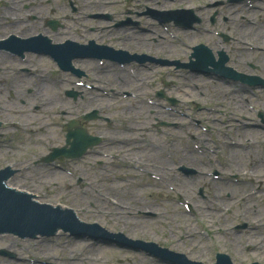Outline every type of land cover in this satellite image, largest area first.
Masks as SVG:
<instances>
[{"label":"rangeland","instance_id":"obj_1","mask_svg":"<svg viewBox=\"0 0 264 264\" xmlns=\"http://www.w3.org/2000/svg\"><path fill=\"white\" fill-rule=\"evenodd\" d=\"M17 1L21 2L20 8L14 12L15 18L17 20L14 21L10 18L0 15V20L2 19V21H0V26H4L3 28H0V39L6 38L8 35L5 33L6 35L1 36L5 31L19 32V29L16 27L18 25L17 22L23 20L22 16L27 20L32 17L28 16V14H30V10L32 9L31 4L35 1ZM143 1L146 2V0H113L111 3L104 6V13L100 14L110 15L112 17L110 21H107L97 18H90L89 16L98 15V11L90 9L88 4H84V11L75 0H42V2L38 4V12L40 13L41 19L39 20V23L41 27L36 26L32 22H25L21 25V27L23 29H31V27L36 28L32 29V32H42L46 27L47 31H49L52 36L58 35L63 39L70 37L71 39L87 43L89 40L95 38L94 41L96 43H109L116 49H124L127 51H144L159 58L180 60L185 62L188 61V56L191 52V49L189 50L188 46L192 47L196 44L202 43L211 49L218 50V48H215L212 43H207L205 40L199 38L195 30L179 31L174 26H172L171 23L165 26H159L156 21L153 22L150 19L140 16H138V22L140 21L139 25L143 26L145 22V28L148 27L153 31L152 35L146 33L148 37H151L149 38L148 43L144 44L143 46L134 42L127 43L125 46L121 45L120 41L115 38L116 33H114V31L110 33L113 28H107L106 25L112 26L118 21L124 20V14H127L125 8L135 10L139 13H143L147 9H151L154 0H152L150 4H146L148 8L142 5ZM158 1H160L161 4H170L166 10L175 7H183L184 9H187L185 8L187 4L190 7L200 2H207L205 6L199 7L204 9L206 15L212 14V11L217 9L214 7H209L212 6V4L217 0H173L172 4L168 0ZM178 1L181 2L180 5H175V3ZM5 4V0H0V14L5 8ZM70 4H72V6L77 9L75 13L72 11V6ZM261 7L264 10V4L261 5ZM230 8L231 11H235L237 9L241 10L239 16L243 18L242 15L245 14L246 9H244L241 5L230 6ZM50 9H52V12H50ZM134 13L135 12L133 11L130 13L132 18L136 17ZM261 15L264 18V14L262 13ZM62 17H65L66 19H62ZM256 18L259 21L257 16ZM256 18L253 19L255 24ZM50 19L58 20V22L62 23V27L55 31L52 30L50 25L46 22ZM6 21L7 24H4ZM100 23L104 24L100 25ZM203 25H205V23ZM196 26L199 25L197 24ZM133 27H137V25H134ZM91 28L94 30L91 31ZM262 29L263 31L261 33V40L264 41V26H262ZM251 34L256 36V28ZM158 35L164 36L165 39L158 40L153 38L157 37ZM173 35L174 38L171 37ZM244 41L247 45L253 47V50H248L240 54V51L235 49V47H240V45H232L231 50L229 51L231 61L226 65L232 66V68L238 72L248 75H255L264 80V45H257L256 47V42L247 39L246 37H244ZM172 44L177 45L173 46ZM254 44L255 46H252ZM160 48H162L163 51H161ZM168 50L171 51V55L167 54ZM1 55L4 57L0 59V64H3L5 61V65L12 62L11 59H9L6 55ZM258 56H260L259 59H257ZM77 61L78 60L73 61V67L76 66L75 68H78L89 75V78L83 77V79L80 80L85 81L86 84L89 83L90 86H94L93 89H90L87 86H77L75 83L78 80L72 74L64 73L62 79L67 80L68 84L71 83V86H68V84L65 82L56 85L61 87L55 88L53 94L54 101L52 102L54 105L53 108L49 110V107L45 108L42 105H40V107L37 106V109L32 107L35 104L40 103L35 102L30 97V92H27L26 90V87L32 85L31 81H22L14 84L20 85L22 87L25 82L28 83V85H24L18 93L13 92L14 94L10 91L9 86H0V168L12 165L20 170L14 178V184L18 186L26 185L35 187L37 191L33 192V194L37 195L36 198L39 201L48 202L53 205L62 204L67 207L74 208L75 211L78 212L80 220L86 223H97L109 232H120L131 239L151 241L157 245L159 244V246L163 245L172 251L183 253L190 260L193 259L201 261L205 264H211L215 261V255L220 252L227 254L233 264H248L253 261L264 264V258L261 251H256L254 248L245 247L247 238H252L253 236H258L260 240L264 238V236L260 235L262 234V231H264V213L261 216H253L249 211L243 209L242 202H239L238 199L227 201L228 199L226 198H224L225 202L223 203V206L226 207L230 204L231 209L228 212L219 210V212L216 213L210 212V216H206L205 210H203L206 204H211L209 197L212 196V188L225 185L229 194L234 197L237 196L242 189L240 183L242 181H231L227 184L226 182L219 180L212 181L211 176L203 177L204 180L201 181V183H198L193 190L189 191L188 200L190 201L192 207L190 210H187L180 203H177V199L173 198L172 194L164 189L162 190L159 186V183L154 185L153 180L141 171L135 172L134 176L131 178H125V181L123 182L117 180L116 171L119 168L115 166L116 158L113 159L110 157L111 155L107 156V154H109L108 152H110L112 149H115L117 145L112 143V140L109 138L100 144L101 148L99 147V155L97 154V156H94L93 152H90L82 158L74 159V162H80L77 165L72 164L71 159L58 158L55 161L56 164L66 169L64 174L65 177H68L69 179H60L56 174L55 180L50 179V183L47 185H41L39 176L40 174H48L49 167L38 168V165L42 164L36 159L49 153V147L51 143L57 146L63 145L65 143L64 135L66 132H64L62 129L54 130V126H51L49 132L45 133V136L43 137V135L34 134L31 131H24L23 128L19 126H17V128L15 126L11 127L9 124L13 117L15 121H17L19 117H22L21 123L26 124L29 128L36 129L38 127L37 123H40L41 119L49 117L50 121L56 125L54 120H58V118H54L53 113L61 111L58 110L59 107L57 106H63L62 108L64 110H70L69 107H72L71 111L74 113V117H78L84 112L92 110L96 106L104 105L105 101H102L103 98L100 96V94L104 95V93L109 92L111 88H114L116 91H136V97L134 98H122L112 94L115 97V100L113 101H116L117 104L111 107L110 103L112 101H108L106 106L107 109L103 110L108 114V116H111L115 119L114 125L120 123L118 122V117L120 114L119 105H123L132 109H136L134 108V106H136L139 108L138 115L140 117H145L147 116L146 110H143V107H145L146 104L145 101L147 102L148 98H151L156 102L159 101V99L155 97L154 93L155 91L162 90L166 87H164V83H160L161 80L164 79L167 80V83H169V85H167L168 87L172 88L173 86L171 90H168V95H176L173 91L176 89L174 88L176 86L186 90L184 94L187 95V98H182V101L181 98H178L181 111L186 112L190 117H195L200 121L199 126L194 125L193 123L197 129V134L205 133L207 135L206 138L210 137L214 140V143H207V146L211 149H213V147L216 148L214 151L207 150L203 141H200L199 139L193 140V142L198 145L199 149L193 153L194 158L199 161L198 163L204 161L200 163L204 169H208L210 172H212L213 169H211V167L214 166L218 172H220V169L222 172V169L225 168L224 161L222 160L224 147L217 139V135L220 133L215 131V128L219 127L220 124L213 123V119L222 120L224 124H228V120L231 119L232 121L237 119L240 122H247L249 119L251 121H256V119H258L259 112H262V110L264 111V89L238 91V86H226L225 89L227 90L228 94L222 97L220 95V91H218L220 88H223L222 85H219L217 89L211 84L212 82L215 83L214 79H208L207 77H201L195 74L194 77H197L196 82L203 85V88L200 87L202 94H198L195 88H193V90L191 89L192 84H190V81H187L186 79L189 76V74H187L189 73L188 70L182 69L178 72H175L173 71V67L160 66H158L156 69L152 68L151 70H145L140 69L134 64L128 66V71L130 74L126 76V80H124L125 82L122 83L116 79L115 83L113 82L115 80L111 76V73L107 72H105L104 75H107L108 78H101L99 80L93 78V76L96 74L100 76L103 74V71L100 72V66L97 65V61L89 60L88 64H85L83 67H80ZM29 63L41 71L52 68L50 70V77L47 80L49 87L53 86L51 81L53 77H55L58 73L63 74L62 72L56 73L55 66L46 68L44 66L46 62H44L43 59L38 61L36 57H32L30 58ZM107 65H110L109 62H105L104 64L106 70L111 71L114 69L113 67L108 69L106 67ZM151 66L155 67L156 65ZM95 68H97L99 71H95ZM139 69L141 76L143 77L137 76ZM120 70L122 69L115 68L113 72ZM143 79L149 85L148 90H143ZM216 82L221 84L219 81ZM183 84L184 87H182ZM110 85H112V87H110ZM121 85L123 87L119 88ZM64 87L72 90H81L83 93V99L77 98V100H73L70 98L69 100L62 93ZM41 88L44 89L45 85H43ZM100 88L104 92L96 90H100ZM192 91L194 94H192ZM237 97L241 99V101H239ZM89 100L93 102V105H90ZM247 100L249 101L248 103ZM138 102H141V105L137 104ZM160 103L166 106L164 102ZM1 108H4L5 111L1 110ZM202 109H208L210 111H198ZM236 109H242V111L238 112ZM61 118L65 117L60 116L59 120H61ZM44 121L46 122L47 119ZM82 123H85L86 125L83 126H86V128L88 127V129L91 130L93 134H96L99 137L100 134L109 135L110 129L112 128L111 126H108L101 129L98 127L100 126L99 124H94L92 121ZM230 123L234 124V122ZM211 125L215 126L212 128ZM204 128H206V132L204 131ZM158 129H161V127ZM181 129H183L181 133V146H186L185 153H187V149H193L190 139L188 136H186L189 128L185 126ZM211 129L212 131H210ZM232 129L233 128L229 130ZM259 131H261L259 134L263 136L259 140L264 142V133L262 130ZM117 132L118 131L116 129H113L114 134ZM38 136L42 138V141L38 142ZM128 136H130L129 142L136 140V136ZM150 137L161 139L160 136L155 132H149L148 138ZM107 138L103 137V140ZM43 141L46 142L48 146L46 144L44 146L47 147L43 146ZM253 146L256 147L257 153L264 152V148L262 146L258 147V149L256 144ZM32 151L34 153H32ZM104 154L106 156H104ZM33 162H37L38 165L35 166ZM215 163H219L223 167L217 168L219 165ZM239 164L241 166L244 165L242 163ZM76 169L80 170L79 174L81 176L77 175L78 172ZM175 173L178 175L176 171ZM220 175L224 178L222 174ZM114 182L118 187L119 196L127 194L130 191L136 192L138 199L149 202L158 209L156 211L160 213V218L158 220H152V212L136 211L133 216L134 218L131 219V221H134L136 219L135 217L144 218L145 221L143 222L141 228H133L130 223H126L120 221L118 218L115 219V217H112L111 210L114 206L106 204L105 200L101 196L99 201L93 192V188L96 187L102 191L107 189L110 195V200L115 202L116 199H118V195L115 193V191H113ZM243 182L244 185L249 184L247 181ZM138 184L143 185V187L137 188ZM203 184L204 194L207 196L206 198H200L198 192V188ZM253 185H256V187L258 186V189L260 190V197L257 198L255 202L250 204V208L256 209L257 212L262 210L264 212V178L263 181H261V183L258 185L256 184V181L253 182ZM84 190L86 191L87 195L84 194ZM42 193L44 198L38 196V194ZM114 193L117 195V197L113 196ZM253 211L254 210H252V212ZM183 219L185 220L182 222ZM253 220H256V225L252 223ZM243 221L247 224L248 228L245 230L235 229L236 224H240ZM181 226L186 227V231L188 232L187 234L183 232ZM188 235H191L192 237L189 238L187 237ZM52 239L53 241L48 244V248L46 247V243L43 245V247H38L39 245H36V240L23 241L12 236H8V239L3 238L0 240V264H34L36 259L43 257H47L46 260H44L45 262H54L55 264H161L157 259L149 257L146 253H122L118 250L120 247H118V245L115 243H110L104 240H94L87 237L73 238L68 236L67 233H64L62 230H60L57 236ZM89 242H95L94 246L92 247L93 249L89 247ZM253 242H255V240H253ZM8 251L14 256L4 257ZM41 253H44V256H41ZM17 256L21 259L23 257L24 260L17 262ZM72 256H74V259H71ZM126 256L129 259H126Z\"/></svg>","mask_w":264,"mask_h":264},{"label":"bare ground","instance_id":"obj_2","mask_svg":"<svg viewBox=\"0 0 264 264\" xmlns=\"http://www.w3.org/2000/svg\"><path fill=\"white\" fill-rule=\"evenodd\" d=\"M83 4H88L90 6V9H94L97 11L104 10V6L111 3L113 0H82ZM6 6L1 12V16L10 18L11 20H17L15 18L14 12L17 11L20 8L21 2L17 0H5ZM166 4L162 3L160 1H153V7L160 6L164 7ZM243 28H246V30L239 31L240 36L247 37L254 40L255 44H261L260 41V35L258 28H256V36L251 34L253 31H255V27L252 26H244ZM32 29H35L34 27H31V29H28L26 32L23 33L24 36L29 35L32 33ZM140 27L138 28H126L125 30L119 31L118 36H121V42L123 43V46L128 42H134L138 45H142L147 41V36L143 33L139 32ZM261 34V33H260ZM239 37V38H241ZM62 41V40H61ZM252 45V46H255ZM79 65L86 64L84 61L79 60ZM147 67V66H145ZM125 72V68L121 70V73ZM117 74H113V77H115ZM190 77V81L194 84V87L199 93L202 91L200 90V87H202V84H199L198 82L195 83L197 80L196 77L192 78ZM95 78V77H94ZM203 88V87H202ZM184 89H181L180 92H183ZM237 100V99H236ZM113 104V103H111ZM158 108L160 105L157 106ZM46 108V107H45ZM12 111V109L10 108ZM16 110V109H15ZM168 115H160L158 113L147 115L145 117H140L137 113H135L131 108H125L121 107L120 114H119V120L121 123H124V127L118 130L117 135L113 134L112 137L117 140H122L121 136L118 135H133L136 136V144L135 145H128L123 148H115L112 149V153H116L118 156V163L121 168H136L143 170L145 173L149 174L153 179L155 180H161L164 184L165 179V173L168 172L167 177V183L164 184L166 189L170 193L177 194V202H185L188 209L190 210V204L188 201H186V198H188L189 191L187 190L190 186V183L187 180L181 179L178 176H176L173 172L175 169V166L178 164H182L185 167L188 168H194L195 175H205L209 176V170L202 169L199 167L198 162L193 156V153L196 152V149L189 150L187 149V153H185L177 139L169 140L167 142L163 141L161 143H156L153 141V138H147L146 133L148 132L147 129L144 127L143 123L147 120H158L159 121H166V122H177L179 124H182L183 121L176 116L177 113L174 111L167 112ZM22 117H19L17 119L18 122H15L14 117L12 118L11 122L9 123L11 127H14L15 125H20ZM27 119V118H26ZM44 119H41L40 123L38 124V127L36 129L30 128V130L34 134H40L45 136V133H48L50 130V127L52 126L51 123L44 122ZM235 123H239L238 121H234ZM23 126H26V124L21 123ZM73 123H71L72 125ZM248 124V122L242 123L241 129H237L235 131V134L237 135L236 138L231 137L230 138V144L232 147L226 149L225 158L227 162L228 169L231 171H234L235 174H242L243 176H246L249 178V181L253 182L256 178L264 174V158L260 156H256V165L254 163L249 164L247 167H239L236 164H234L235 160H238L241 158V153L237 151V148L242 147L243 142L254 144L256 143V140L259 137H263L262 135L255 132L253 128H247L245 125ZM71 127H75L76 131H80L82 134H84V131L81 129L80 124L77 122L76 124L72 125ZM221 130H223V134L226 136L227 131H225V127L220 126ZM234 128H238V125H234ZM28 130V129H24ZM165 134H177L176 131H160V135ZM191 139L195 138V134L193 132H188ZM205 134L201 135V137H205ZM104 137V136H103ZM117 140H114L112 142H117ZM46 143V142H44ZM207 149L208 147L205 146ZM93 152V151H92ZM94 152H99V147H95ZM251 158L255 157L253 154H249ZM80 163V162H78ZM78 163L72 161V164L77 165ZM64 167L58 166V165H52L49 168L48 174H40L39 181L44 184L50 183V179L55 180V175L57 174L58 178L60 179H69L68 177H65L64 174ZM78 173H80L79 169H76ZM59 174V175H58ZM239 175V174H238ZM106 179V178H105ZM8 185H11L12 187L19 189L21 191H26L33 193L36 190L35 187L30 186H18L15 185L11 180L8 181ZM143 187V185L138 184L137 188ZM247 189H252L251 185L246 186ZM94 189V194L100 201V196L103 197L105 200V203L108 205L114 206L111 210L112 217H115V219H119L120 221L130 223L133 228H141L143 225V222L145 221L144 218L135 217L136 219L134 221H131L133 219L135 212H152V220H158L160 218V213H158L156 210L157 208L154 207L153 204L149 202L142 201L141 199H138V195L134 191H130L127 194L120 195L118 194V187L116 184H114L113 191L118 195V199H116L115 202H112L110 200V195L108 193V190H100L96 187ZM103 192V193H102ZM114 193V197L117 195ZM225 190L221 191H214L212 195V201L211 204H206L207 210L205 211L206 216H208V213L210 212H219V210H228L226 207L223 206V203L220 201L222 197L224 196ZM256 193V191L254 192ZM84 194L87 195L86 191L84 190ZM39 197L44 198L43 193L38 194ZM225 197L229 199L230 201L233 200V197L229 194H226ZM87 198V197H86ZM92 198V197H90ZM254 199L253 195H249L246 197H242L241 200L248 204ZM248 209V208H247ZM212 210V211H210ZM77 213V212H76ZM253 214L256 213V209L252 212ZM212 214V213H211ZM245 215V214H244ZM256 216V215H253ZM202 217V214H201ZM253 218V217H251ZM250 218V219H251ZM256 223V220L254 221ZM256 225V224H255ZM186 231V228H185ZM187 232V231H186ZM38 240H40L39 247H43V245L47 242H50V239H47L43 236H39ZM255 240V242H253ZM95 243L89 242V247L93 249ZM47 247V246H46ZM246 248H254L256 251H261L264 258V238L262 240L259 239L257 236H253L252 238H247L246 240ZM68 249V248H67ZM71 253V252H69ZM41 256H44V253L40 254ZM98 257V256H97ZM47 257H43L40 259L35 260V264H55L54 262L48 263L45 262ZM71 259H74V256L71 257Z\"/></svg>","mask_w":264,"mask_h":264},{"label":"water","instance_id":"obj_3","mask_svg":"<svg viewBox=\"0 0 264 264\" xmlns=\"http://www.w3.org/2000/svg\"><path fill=\"white\" fill-rule=\"evenodd\" d=\"M94 39H91V40H94ZM12 43H14V40H11V44ZM32 43L33 42H27L26 47H29ZM19 44L22 45L23 43L20 42ZM58 52L61 54H64V52H71V50L59 49ZM203 54L205 56L204 61L196 63L199 66L208 64V56L207 54H205V52ZM208 67L212 68V66H208ZM84 74H86L87 76L85 78H89V75L87 73L84 72ZM81 79H83V77ZM85 143H80V145H84ZM80 149L81 147H79V149L75 152L77 153L76 155H79ZM60 152H61L60 150L54 149L53 153L48 156L49 157L48 159H54L55 157L65 155L66 153V152H63V153H60ZM68 154H71V153L67 152L66 155ZM6 184L8 185V181L6 182ZM23 192H26V191H23ZM27 193H30V192H27ZM33 195H36V194H33ZM24 199H25L24 196H20V194L14 193L12 190L6 189L2 185V180L0 179V232L16 233L20 236L30 235L31 237H33L34 234H38V233L39 234L52 233L55 228L61 226L63 227L64 230H68L72 233H75L74 229H77V228L74 225H76V222H74V220L73 222H71V218H69L68 215L58 214L57 212H49L45 208H38L36 206L31 205ZM62 206H65V205H62ZM58 219H65V222L58 220ZM68 222H69V225H68ZM81 226L85 227L87 229L86 231H89L90 235H92L93 237H100L103 239H115V240L120 239V240H123V243H125L128 246L134 247L136 249L146 250L147 252L153 255L162 257V258L164 257L169 258L171 259V261L178 262L179 264H201L203 263V262L196 263V262L189 261L185 258L184 255L170 252L167 249L158 248L154 244L143 243L140 241H131V240L124 238L120 234H117V235L110 234L96 225H91V226L81 225ZM79 229H83V228H79ZM217 264H230V262L226 256H218Z\"/></svg>","mask_w":264,"mask_h":264}]
</instances>
